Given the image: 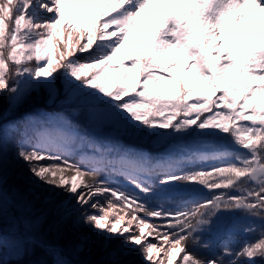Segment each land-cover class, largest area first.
Returning <instances> with one entry per match:
<instances>
[{
    "label": "snow or ice",
    "instance_id": "6c2138e0",
    "mask_svg": "<svg viewBox=\"0 0 264 264\" xmlns=\"http://www.w3.org/2000/svg\"><path fill=\"white\" fill-rule=\"evenodd\" d=\"M34 92L87 110L93 133L164 130L216 143L186 149L183 160L110 161L129 191L69 156L73 136L16 116ZM10 143L31 200L7 186ZM35 200L53 208L51 223L28 212ZM236 213L264 229V0H0V264L5 249L17 264H88L80 257L95 249L106 264H133L123 257L136 248L147 264L264 261V235L205 254L204 235ZM80 227L90 230L65 243Z\"/></svg>",
    "mask_w": 264,
    "mask_h": 264
},
{
    "label": "trees",
    "instance_id": "16d2710c",
    "mask_svg": "<svg viewBox=\"0 0 264 264\" xmlns=\"http://www.w3.org/2000/svg\"><path fill=\"white\" fill-rule=\"evenodd\" d=\"M34 63L35 62H33V66ZM4 96L6 97L7 93H4ZM4 106H7L6 102ZM73 107L74 106L62 103V98L53 103L48 100L46 93L41 92L37 94L34 92L28 98L25 104L21 107L16 116L19 117L21 115H24L25 113H30L32 114V118H34L36 121L47 122V126L52 130V118H57L55 115L60 116L61 113L64 111L67 115L70 116V124L72 126L78 128L80 131H83L84 128H87L89 130V135L87 137L85 136L86 144L84 145V148L82 150L87 153L95 154L96 162L95 164L90 165V167H99L101 169L102 179H106L110 183L115 184L117 186L126 187L129 191H132L133 187L128 184L124 178L117 177L116 175H114L111 171L112 167L105 168V165L108 164H106L107 159L114 157L119 158L129 154H143L145 157L149 158L153 163H156L158 160L164 159L183 160L184 158H182V156H184V151L188 149V145L191 142L200 143L202 141L199 137H197L195 133H193L191 136H184L175 135L171 133V131L166 132L164 130H161V133L156 136H151V134L149 133L143 136L138 135L136 137H124L113 129H105L103 132L97 131L93 133L92 124L89 119V114L87 110H84L80 107H76V110L73 111ZM174 138H178L180 142L178 143L177 149L174 152H170L171 149H169L166 144L169 140ZM207 141L209 142L208 145H214L216 143V141ZM221 143H226V141H221ZM12 146L13 145L10 143L9 147ZM198 148L199 145L196 146V149L192 150L197 151ZM71 155L74 156L73 153H71ZM4 172L5 176L7 177V186L12 189L18 188L23 193L24 189L22 186H16V184H12L14 176L11 171V159L7 154L4 160ZM156 179L158 181L159 177H157ZM204 193L206 195H210V193H208L206 190L204 191ZM27 199L31 200V198L28 197ZM23 211L24 209L23 207H21V212ZM28 212L34 216H39L41 218L47 217L50 220H53L55 218L52 217L51 209L47 208L38 200L32 201L28 205ZM237 215L245 216L240 213H238ZM227 222L228 218H223L220 222V225L216 228L220 231V229L225 226ZM11 223L12 215L6 210V214L2 224L4 235L10 234ZM251 224H255L257 226L255 231L250 232L252 239H256L257 241L261 235H264V229L258 226L255 222H251ZM244 238V236H238V241L236 243H229L228 247H230L234 251H238L245 243L243 242ZM204 239L211 244V249L205 254H211L214 252L219 253L222 250L223 246L219 244L217 239L214 238L212 232L206 233L204 235ZM69 240H71L69 236L64 234V242L70 244L72 241ZM101 256V252L92 251L91 253H89V255L82 256L80 257V259L87 261L88 264H100L99 260ZM37 258L38 256H26L21 262H19V264H29L31 260H35ZM4 261L5 264H17V262L14 261L10 256H7L6 249L4 251ZM262 262L264 264V261ZM175 264H179V260H177V263Z\"/></svg>",
    "mask_w": 264,
    "mask_h": 264
},
{
    "label": "rangeland",
    "instance_id": "374dc122",
    "mask_svg": "<svg viewBox=\"0 0 264 264\" xmlns=\"http://www.w3.org/2000/svg\"><path fill=\"white\" fill-rule=\"evenodd\" d=\"M52 120H54L53 127L55 128L56 132H62L64 134L73 136L74 142L72 144L76 145L77 149H80L83 147V142H84L83 141V134H81V133L77 132L75 129L69 127L68 124L66 123V121L55 120L54 118ZM201 144L206 145V142H201ZM15 151H16V149H14V147L12 146V147H9L7 149V152H6V154L9 155V157L11 159V171H12L13 176H14V178L12 180V184H14V185L16 184V186H19V185L22 186L24 189L23 193L25 194V196L28 198H31L30 196H27V192L29 190V182L31 180L30 174L28 173V170H27V165L16 159ZM83 158H85V157H83ZM90 160H92V159H90ZM79 161H82V160H79ZM203 196H205V194L202 193L201 198H203ZM38 201H40L47 208L51 209L52 217H55L54 210L51 206L46 205L42 200H38ZM74 204H75V202L73 201V205ZM105 207H107V205H105ZM89 211H93V210L90 209ZM125 211H127L126 208L124 210H121L120 207H117L114 210L115 213H119L120 215H124ZM128 218L129 217L126 216V222H127ZM230 218H235L234 220H232V224L243 223V222H246V220H247V219H241V218L237 219L235 215L230 216ZM110 219H112V217H110ZM50 221H52V219L51 220L48 219L49 223H51ZM258 222L261 223L260 220H258ZM135 223L136 222H133L134 225H135ZM88 230H90V229H87L84 227H80L79 229L69 228L64 234L69 236V238L71 239L69 241H73L75 239L77 231H88ZM145 231L147 233L149 231V229H146ZM227 231L231 232V233H236L237 228L236 227H234L233 229L229 228ZM125 235H127V234H125ZM117 239H121V238L117 237ZM153 243H156V241L153 240ZM128 247H132V245H128ZM6 251H7V249H6ZM93 251L94 252H96V251L101 252L102 256L100 257L99 262H100V264H106V261H108L109 258L99 249H95ZM87 255H89V254H87ZM7 256H9L8 251H7ZM161 257L163 258V253H161ZM123 259L124 260H131L133 262V264H147V261L144 260V257L141 254L140 248H136V250L130 256L123 257ZM175 263H177V261H175ZM165 264H166V258H165ZM257 264H261L258 261V259H257Z\"/></svg>",
    "mask_w": 264,
    "mask_h": 264
},
{
    "label": "water",
    "instance_id": "95a60500",
    "mask_svg": "<svg viewBox=\"0 0 264 264\" xmlns=\"http://www.w3.org/2000/svg\"><path fill=\"white\" fill-rule=\"evenodd\" d=\"M5 238H6V239H9V235H6Z\"/></svg>",
    "mask_w": 264,
    "mask_h": 264
}]
</instances>
